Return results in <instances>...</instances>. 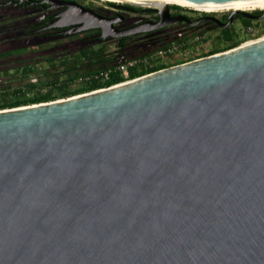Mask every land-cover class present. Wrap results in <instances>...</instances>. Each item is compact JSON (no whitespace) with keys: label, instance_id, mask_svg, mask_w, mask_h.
Returning <instances> with one entry per match:
<instances>
[{"label":"water","instance_id":"obj_1","mask_svg":"<svg viewBox=\"0 0 264 264\" xmlns=\"http://www.w3.org/2000/svg\"><path fill=\"white\" fill-rule=\"evenodd\" d=\"M47 24L121 31L74 0ZM205 8L264 0H156ZM246 15L244 10H229ZM264 13V9L262 10ZM0 264H264V35L0 109Z\"/></svg>","mask_w":264,"mask_h":264},{"label":"trees","instance_id":"obj_2","mask_svg":"<svg viewBox=\"0 0 264 264\" xmlns=\"http://www.w3.org/2000/svg\"><path fill=\"white\" fill-rule=\"evenodd\" d=\"M79 1L82 2L83 0ZM86 6L90 7L89 3ZM1 7L0 5V9ZM1 21L0 45L10 39L43 34L42 30L37 32L40 23L32 18L31 11L12 16L4 14ZM253 21L255 20L239 18L226 26H213L211 30L216 31L215 42L207 50L195 54L193 58L235 47L249 39V36L241 28L249 25L256 26ZM234 22H236V25H234ZM262 24L261 28L256 29V36L264 34V21ZM184 26L189 30L197 27L185 24ZM239 32L242 34L241 37H239ZM95 34H97L95 29L88 30L84 34L86 38L83 46L68 52L64 49L55 51L54 55L49 53L39 56V54L32 52L46 45V42L33 44L32 46L0 49V59H3V61H0V76L3 77L0 82V109L49 101L118 83L123 79L115 70L104 81L92 80L74 83L73 80L77 76L91 71L106 68L113 69L119 61L125 58L140 56L149 52L128 48L126 44H121L119 48L111 50V47L106 43L98 42ZM63 41H66V38L56 40L55 44ZM203 42L202 46L205 45V41ZM165 43H167V40L164 39L158 42V45L162 46ZM202 46H199V50L202 49ZM195 47L192 46L191 50ZM27 53L29 54L23 56ZM166 59L168 60L154 62L149 66H140L139 70L130 69L128 76L132 78L191 60V58H187L176 62L177 58L175 59L174 56L166 57ZM31 78H34V80H31Z\"/></svg>","mask_w":264,"mask_h":264},{"label":"flooded vegetation","instance_id":"obj_3","mask_svg":"<svg viewBox=\"0 0 264 264\" xmlns=\"http://www.w3.org/2000/svg\"><path fill=\"white\" fill-rule=\"evenodd\" d=\"M74 1L80 3L84 7H87L86 5H88L89 3L90 7L87 8L92 9L94 12L98 13L99 15L105 18L111 19L113 27L119 31L129 27H137L146 23H154L159 19V14L157 13L156 7L153 5L118 3L119 1H103L98 2L96 4L92 0L82 2H80L79 0ZM0 5L2 6L0 12H6L12 9H20L21 13L30 11L32 12V18L36 19L37 23H40L37 32L42 30L43 34L33 37L24 36L22 38L16 39L18 40V42H11L14 41V39H10L8 40V42H11L12 45L14 43H20V40L25 41V44L27 45L40 44L46 42V45L42 46L41 48L35 51H32L37 55L39 54V56L49 53L54 55L55 51H60L63 49L68 52L80 46H83L86 38L84 34L85 32L91 29H95L96 33L98 34H95L96 40L98 42L102 41L106 43L108 46L111 47V50L119 48L121 44H126L128 48H134V50H140L142 52L149 51L140 55L143 56L147 55V53L150 54L151 52H153V50L160 47L158 45V42H160L161 40L165 39L168 42L173 39H176V30H183L184 32H186L187 30L192 31L195 29H207L208 31H212L211 28L213 26H217L214 24L213 18L217 19L220 23H225V21L227 22L229 14V11L221 13L194 11L193 9L180 7L175 4H167L169 17L183 16L189 20L197 19L198 21L194 25L197 27L192 30L186 29V26H184V24L186 25V23L184 19H181L174 23L164 24L159 28L128 33L125 35L108 36L105 39H101L100 31L98 28L85 29L81 31H72V28L74 27L71 26H47L48 23L55 19V15L58 12L62 11L65 6L50 7L48 3L42 0H0ZM244 11L246 15H242L239 13L231 14L230 23L238 20L239 18L258 20L264 17L262 9H252ZM169 35L171 36L168 38ZM62 38H66V41L55 44L56 40ZM30 41H32L33 43H30ZM68 45L71 46L70 49H66ZM24 46L26 45H23L22 47ZM142 46L144 47L143 49L140 48ZM161 62H163V59Z\"/></svg>","mask_w":264,"mask_h":264},{"label":"built area","instance_id":"obj_4","mask_svg":"<svg viewBox=\"0 0 264 264\" xmlns=\"http://www.w3.org/2000/svg\"><path fill=\"white\" fill-rule=\"evenodd\" d=\"M118 3H129V2H118ZM242 31L249 36V38L256 39V28L253 25H249L245 28H241ZM175 36L176 39L168 41L167 43L163 44L162 46L156 48L150 54L143 55L140 57H129L119 61L113 69L106 68L96 71H91L86 74H81L77 76L76 79L73 80L74 83H79L82 81H92V80H99L104 81L108 79L109 74L112 71H116L121 77L122 81L129 80L128 73L130 69L139 70L140 66H149L154 62H161L162 59L174 56L179 59H185L189 57V52H191L192 46H197L203 41H207L210 37L206 29L202 30H192L189 32H184L183 30H176ZM253 39H248L247 41H251ZM133 78V77H132ZM34 80V78H31ZM101 88V87H100Z\"/></svg>","mask_w":264,"mask_h":264},{"label":"rangeland","instance_id":"obj_5","mask_svg":"<svg viewBox=\"0 0 264 264\" xmlns=\"http://www.w3.org/2000/svg\"><path fill=\"white\" fill-rule=\"evenodd\" d=\"M83 1H89V0H83ZM95 4L96 3H98V2H103V1H105V0H92ZM194 11H199V10H194ZM229 10H222V11H214V12H217V13H221V12H228ZM16 12V13H15ZM4 14H7V15H10V16H12V15H19V14H21V11H20V9H15V10H8V11H1L0 12V24H1V19H3V16H4ZM263 21H264V17L263 18H261V19H258V20H255V21H253V23H255L256 24V26H255V28L256 29H259V28H261L262 27V23H263ZM235 24L234 25H236V22H234ZM195 30H197V29H195ZM206 31L208 32V34L210 35V37H209V39L207 40V41H205V45L204 46H202V43H200L199 45H197L195 48H193L192 50H191V52H189V57L188 58H193L194 56H195V54H197V53H199V52H201L202 50H207L208 48H209V46H211L212 45V43L213 42H215V35H216V31H208L207 29H206ZM172 32V31H171ZM186 32H189L188 30L186 31ZM256 35V34H255ZM262 35H264V34H262ZM262 35H259V36H257V37H260V36H262ZM171 35H169L168 36V38L170 37ZM242 36V34H241V32H239V37H241ZM163 38V37H162ZM254 38V37H253ZM252 37L251 38H249V39H253ZM13 40V39H12ZM248 40V39H247ZM18 42V40H16V39H14V41H11V42ZM11 42H5L4 44H1L0 45V49H10V48H16V47H22L23 45H26L27 46V44H25L26 42L25 41H23V40H20L19 42L20 43H14L13 45L11 44ZM246 42H248V41H246ZM30 43H33L32 41H30ZM29 43V44H30ZM204 43V42H203ZM242 43V42H241ZM240 43V44H241ZM245 43V42H244ZM202 46L201 48V50H199V46ZM239 45V44H238ZM31 46H32V44H31ZM144 46V45H143ZM140 47L141 49H143L144 47ZM145 47H149V46H145ZM71 48V46L70 45H68L67 47H66V49H70ZM29 53H27V54H24L23 56H26V55H28ZM31 54H33V53H31ZM177 57H175V59H176ZM185 59H187V58H185ZM3 61V59H0V61ZM167 61L168 59H166V58H164L163 59V61ZM181 60H183V59H179V58H177V61L176 62H179V61H181ZM2 76H0V82L2 81Z\"/></svg>","mask_w":264,"mask_h":264},{"label":"bare ground","instance_id":"obj_6","mask_svg":"<svg viewBox=\"0 0 264 264\" xmlns=\"http://www.w3.org/2000/svg\"><path fill=\"white\" fill-rule=\"evenodd\" d=\"M105 1H123V2H129L133 4H142V5H162V4H175L181 7L190 8L193 10H199L204 12H214V11H222V10H252V9H264V2H245V3H228V4H222L217 7L213 8H205V7H199L194 5H186L182 3L177 2H162V1H156V0H105ZM215 13V12H214ZM246 43V42H245Z\"/></svg>","mask_w":264,"mask_h":264},{"label":"clouds","instance_id":"obj_7","mask_svg":"<svg viewBox=\"0 0 264 264\" xmlns=\"http://www.w3.org/2000/svg\"><path fill=\"white\" fill-rule=\"evenodd\" d=\"M178 6V5H177ZM181 7V6H180ZM185 8V7H184ZM257 36H255V38H256ZM247 40H245V41H243L242 43H244V42H246ZM194 59V58H193ZM179 63H181V62H179ZM136 77V76H135Z\"/></svg>","mask_w":264,"mask_h":264}]
</instances>
